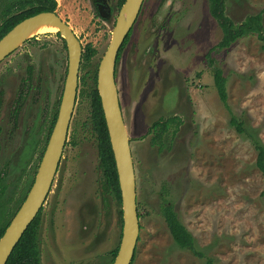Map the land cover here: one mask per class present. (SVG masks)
<instances>
[{
  "label": "rangeland",
  "instance_id": "obj_1",
  "mask_svg": "<svg viewBox=\"0 0 264 264\" xmlns=\"http://www.w3.org/2000/svg\"><path fill=\"white\" fill-rule=\"evenodd\" d=\"M56 2L82 49L91 46L97 54L80 63L67 142L40 214V264H112L122 207L105 183L89 94L119 0H106L107 17L91 0ZM224 8L235 25L260 14L264 27V0H224ZM221 37L208 0H145L115 63L140 224L132 264H204L175 246L166 207L192 234L196 248L217 264H264V186L256 152L229 126L207 63L210 54L228 80L231 110L249 118L264 142V49L253 34L216 49ZM67 61L63 38L47 33L20 43L0 63V176L7 187L0 225L13 218L33 182L59 108ZM173 116L180 127L163 138L158 151L148 129Z\"/></svg>",
  "mask_w": 264,
  "mask_h": 264
},
{
  "label": "water",
  "instance_id": "obj_2",
  "mask_svg": "<svg viewBox=\"0 0 264 264\" xmlns=\"http://www.w3.org/2000/svg\"><path fill=\"white\" fill-rule=\"evenodd\" d=\"M144 0H125L120 7L111 41L100 60L96 89L112 149L122 207L121 238L112 264H131L139 238L140 224L136 204V178L129 136L116 91L114 66L126 38L140 14ZM106 9L108 7L103 5ZM109 11L102 14L107 17ZM57 28L66 45L68 61L57 117L39 163L33 184L24 201L0 237V264H6L20 238L36 218L51 190L65 148L74 110L83 49L69 25L55 12H41L15 25L0 39V63L27 39L23 38L39 24ZM31 39V38H29Z\"/></svg>",
  "mask_w": 264,
  "mask_h": 264
},
{
  "label": "trees",
  "instance_id": "obj_3",
  "mask_svg": "<svg viewBox=\"0 0 264 264\" xmlns=\"http://www.w3.org/2000/svg\"><path fill=\"white\" fill-rule=\"evenodd\" d=\"M124 1L125 0H119L118 6L121 7ZM208 4L209 12L218 23L222 32L221 40L216 45V49L228 48L237 40L250 34L256 36L257 40L261 43V48L264 49V27L262 24V16L260 14L248 16L242 23L235 25L225 15L224 0H208ZM56 9V0H0V39L22 20L41 12H55ZM128 38L129 36L126 38L119 51L116 63L120 59V55L128 41ZM96 54V50L89 46L83 50L81 60L89 62L94 56H96ZM207 63L210 67H213V84L217 92L218 99L229 113V126L232 127L238 135L247 140L256 152L255 167L261 173L264 186V142L250 124L251 120L249 118L242 116V114L236 115L231 110L228 104V80L221 68L213 66V60L210 57V54L207 55ZM89 101L93 130L97 136L98 156L101 161L105 183L112 190L117 200L121 202L114 157L104 121L100 97L96 87L90 92ZM56 117L57 112L53 115L51 126L48 129V135L52 130ZM180 124L181 120L177 116L168 117L166 119L162 118L155 121L148 129V135H151L150 144L152 146H157L158 151H162L164 147L162 144L163 138L169 134L175 135L180 127ZM6 190L7 187L4 183V177L0 176V215L2 212L3 199L5 197ZM25 196L23 197V200L25 199ZM15 213L16 211L13 212L12 216H14ZM40 213L41 212L38 213L36 218L28 226L12 251L6 264H40L38 248V225ZM164 217L170 236L178 249L191 252L192 255L196 256L198 259L203 260L204 264H217L214 258L206 255L204 252H201L196 248V243L192 234L186 229L181 221L176 218V215L172 211L171 207L165 208ZM10 221L11 219L6 221L3 225H0V237L3 235ZM117 249L118 246L112 252V261L116 255Z\"/></svg>",
  "mask_w": 264,
  "mask_h": 264
},
{
  "label": "flooded vegetation",
  "instance_id": "obj_4",
  "mask_svg": "<svg viewBox=\"0 0 264 264\" xmlns=\"http://www.w3.org/2000/svg\"><path fill=\"white\" fill-rule=\"evenodd\" d=\"M145 1V0H144ZM91 3L94 5V7H95V9H96V11H97V13L101 16L102 14H104L105 12H108L109 10L108 9H106L105 7H103V5H106L107 7H108V5H107V2H106V0H91ZM143 6V5H142ZM137 21V20H136ZM136 23V22H135ZM131 32H132V30H131ZM131 32L129 33V38H130V35H131ZM36 36H39V35H36ZM33 37H35V36H33ZM129 38H128V40H129ZM128 42V41H127ZM127 44V43H126ZM53 128V127H52ZM52 131V130H51ZM51 133V132H50ZM49 136H50V134H49ZM49 136H48V138H49ZM47 142H48V139H47ZM47 142H46V144H45V146H44V149H43V152H44V150H45V147H46V145H47ZM43 152L41 153V157H40V161H41V158H42V155H43ZM40 161H39V163H40ZM38 166H39V164H38ZM37 169H38V167H37ZM36 172H37V170H36ZM36 172H35V175H36ZM35 175H34V178H35ZM33 181H34V179H33ZM32 184H33V182H32ZM31 184V185H32ZM31 187V186H30ZM30 189V188H29ZM29 191V190H28ZM28 193V192H27ZM27 195V194H26ZM26 197V196H25ZM24 201V200H23ZM42 211V208H41V210H40V212ZM41 214V213H40ZM39 227H40V219H39V225H38V232H39ZM121 227H122V219H121Z\"/></svg>",
  "mask_w": 264,
  "mask_h": 264
},
{
  "label": "bare ground",
  "instance_id": "obj_5",
  "mask_svg": "<svg viewBox=\"0 0 264 264\" xmlns=\"http://www.w3.org/2000/svg\"><path fill=\"white\" fill-rule=\"evenodd\" d=\"M57 28L51 24L43 23L33 27L23 38L29 39L36 35L47 34V33H56Z\"/></svg>",
  "mask_w": 264,
  "mask_h": 264
},
{
  "label": "crops",
  "instance_id": "obj_6",
  "mask_svg": "<svg viewBox=\"0 0 264 264\" xmlns=\"http://www.w3.org/2000/svg\"><path fill=\"white\" fill-rule=\"evenodd\" d=\"M127 129V128H126Z\"/></svg>",
  "mask_w": 264,
  "mask_h": 264
}]
</instances>
